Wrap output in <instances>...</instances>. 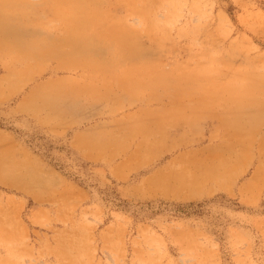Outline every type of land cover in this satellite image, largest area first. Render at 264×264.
<instances>
[{
	"label": "rangeland",
	"instance_id": "1",
	"mask_svg": "<svg viewBox=\"0 0 264 264\" xmlns=\"http://www.w3.org/2000/svg\"><path fill=\"white\" fill-rule=\"evenodd\" d=\"M14 1L0 0L17 42L0 41V264H264V177L242 192L264 162V0H87L104 18L80 31L90 61L75 66L64 3ZM247 136L232 193L138 192L176 157Z\"/></svg>",
	"mask_w": 264,
	"mask_h": 264
},
{
	"label": "bare ground",
	"instance_id": "2",
	"mask_svg": "<svg viewBox=\"0 0 264 264\" xmlns=\"http://www.w3.org/2000/svg\"><path fill=\"white\" fill-rule=\"evenodd\" d=\"M48 2L51 3V2H53V0H49ZM19 3H22L24 5L30 4L28 0H19L18 2H15V1L14 2H7L5 4L14 5L16 7L17 5H19ZM63 3H64L63 8L70 11V13H68V14L66 13L64 15V16H66V18L64 20L67 24L66 32L68 33V35L65 38V40H63V42L65 43V46H67L68 48L70 47V51L65 52L64 56H66L68 61H69V59L71 60V63L69 61L68 66H70V65L75 66L76 63L74 61L78 60L81 62L83 60L82 59L83 55H80V54H84L83 52L86 51L87 46H90L89 43L88 44L84 43V41H85L84 36L85 35L83 33H81L80 31L83 30L85 23H87L88 21L89 22H95V23H102L101 18H104V15H97L95 13L96 11H92L91 8L94 6H90L88 4L87 0H55V2H53L51 4L63 5ZM127 3H128V1H127ZM132 3H134V2L132 1ZM94 10H95V7H94ZM144 10L145 9H143V10L140 9V11H139L136 8H134L132 11L136 12L141 17L142 16L145 17V13L143 12ZM52 11L54 13V16H56L55 8ZM59 14L62 15V13H59ZM43 19H44V17H43ZM108 19L109 20H104V23H106L110 29L116 25H118L117 29H120L119 30L120 37H118L116 42H117L119 52H123L122 49L124 47V38L122 37L123 36L122 33L125 34L126 27H125V25H123V23L121 21H115L112 18L111 19L108 18ZM152 25L156 26V22L154 21ZM2 27H3L2 23H0V29H1L0 41L6 40L10 47H11V45L15 46L17 44L15 39H13V40L8 39L6 37L5 31L2 30L3 29ZM76 33L79 34V36H80V37L78 36L79 39H73L72 35H74ZM8 45L6 44V46H8ZM33 46H34V48L36 47V48L42 49L44 47V42L41 40H35L33 43ZM92 46H93V43H92L91 47ZM20 47L23 48L24 46H20ZM14 48H16V47H14ZM23 49L25 50V48H23ZM51 53H52V50L46 52V54H49V55H52ZM62 53L59 52V55H62ZM36 57H38V56L32 55L30 52H19L16 60H18L20 62L21 61H27V60L30 61V60H32V58H36ZM129 57H132V56L129 55ZM129 57H127L125 60H132V58H129ZM85 58L86 57L84 54V61H86V62L90 61V59L88 60ZM91 63L94 65L93 67H99V66L101 67L100 63H96L94 61H92ZM241 139L243 141L240 139H239V141H236L237 143L234 144L235 147L233 149L232 148L231 149L224 148V149H217V150L209 151V157H210L211 163L206 165L204 173H197L196 172L193 174V168L191 166L193 154L183 155L179 159H176L174 162V164L177 163L176 165H180V167L181 168L183 167V169H184L182 174L178 175L179 176L178 179L182 180L181 184H173L172 186L166 187L165 185H163V184H165V178L163 177V174H161V175L158 174V175L146 180L143 183V186L141 188H139L140 191H138V192L146 194L145 193L146 189H148L149 192L153 193V192L161 191L162 189L163 190H166V189L181 190L183 188V191H185V194H184L185 197L184 198H186V199H195V198H200L203 195H212L217 190H219V191L222 190V191H226L228 193H232V184L231 183L233 182V180L238 175V172L239 171L241 172V167H242L241 163L238 165L235 161L240 160V159H241V161H243V160H246V158H248V152H249L248 144L250 141L248 140V136L246 137V139L245 138L244 139L241 138ZM235 140H236V138H235ZM75 141H76V145L81 146V143H83V145H84V136L79 135L75 139ZM102 144H100V145H102ZM98 154L99 155L103 154V151L102 150L98 151ZM134 157L137 158V156H134ZM134 157L131 158V161L129 162V165L127 166V168H129V166L132 165V163L135 159ZM237 168H239L240 170H237ZM124 169H125V165L123 164L119 168H117L115 174L118 175L119 177H123L124 176V174H123ZM263 177H264V162L260 163V165L257 167L255 173L253 174L252 178L244 185V187L242 189L243 194H248V192L250 193V192H253L254 190L257 191L258 187H260L259 186L261 183L260 181L262 180ZM208 181H211V183H207ZM142 189H144V190H142ZM254 201L255 200H252V202H254ZM30 216H31V214H30Z\"/></svg>",
	"mask_w": 264,
	"mask_h": 264
},
{
	"label": "crops",
	"instance_id": "3",
	"mask_svg": "<svg viewBox=\"0 0 264 264\" xmlns=\"http://www.w3.org/2000/svg\"><path fill=\"white\" fill-rule=\"evenodd\" d=\"M234 144H236L237 142H233ZM75 144H76V141H75ZM235 146L232 145L231 147H227L229 149H233ZM217 149H224L223 147H217V148H214V149H208L206 151H202V152H199V153H193V157H192V168H193V174L194 173H204L205 171V167L206 165H208L209 163H211V160H210V157H209V151L211 150H217ZM133 158V157H132ZM178 157H176L174 160H172L170 163H168L166 166H164L163 168H161L160 170L154 172L153 174H151L150 176H148L146 178V180L158 175V174H163V177L165 178V185L166 187L168 186H172L173 184H181L182 183V180L181 179H178L179 176L178 175H181L182 172L184 171L183 167L181 168L180 165H176L174 164L175 160L177 159ZM179 159V158H178ZM131 161L128 160L126 162H123L121 165H125V169H124V176L121 177V178H125L126 177V174H127V170L129 168H127V166L129 165V162ZM238 165L240 164V161L237 160L236 162ZM121 165H119L117 168H119ZM176 165V166H175ZM116 168V170H117ZM116 170H114V173L116 172ZM237 170H240L239 168H237ZM239 173V172H238ZM130 175V173H129ZM177 175V176H176ZM238 176V175H237ZM236 176V177H237ZM236 179V178H235ZM234 179V180H235ZM145 180V181H146ZM234 180L233 182L231 183L232 186L234 184ZM140 182L138 185H136V187L141 188L143 186V183L145 182ZM207 183H211V181H208ZM171 184V185H170ZM137 189V190H138ZM144 190V189H142ZM146 194H152L151 192L148 191V189H146ZM153 193H159L161 194L162 196H165L171 200H183L184 199V194H185V191H183V188L181 190H173V189H166V190H161V191H158V192H153Z\"/></svg>",
	"mask_w": 264,
	"mask_h": 264
}]
</instances>
